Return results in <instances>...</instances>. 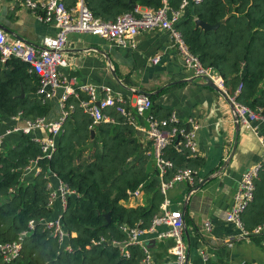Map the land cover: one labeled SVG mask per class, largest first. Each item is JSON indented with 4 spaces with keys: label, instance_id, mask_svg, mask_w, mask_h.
I'll return each mask as SVG.
<instances>
[{
    "label": "trees",
    "instance_id": "trees-1",
    "mask_svg": "<svg viewBox=\"0 0 264 264\" xmlns=\"http://www.w3.org/2000/svg\"><path fill=\"white\" fill-rule=\"evenodd\" d=\"M83 1L102 20H113L136 4L154 9L161 5L160 0ZM63 2L72 6L76 0ZM169 2L177 8L181 0ZM195 18L219 24L202 30L195 26ZM175 27L200 65L221 77L228 96L264 115V0H202L187 6ZM38 88L39 78L27 71L26 63L14 57L1 61L0 54V119L17 112L30 120L47 116L50 99L39 96ZM77 92L67 100L74 109L64 119L55 151L50 158L37 159L39 170L31 178H23V171L40 155V147L30 135L14 133L12 145L0 150V264H142L141 246L129 244L122 253L115 242L124 238L119 225L146 228L160 211L164 196L150 142L142 145L137 128L113 108L105 112L114 120L95 125L91 138V117L79 107L86 95ZM155 96H149L150 112L157 116ZM174 142L164 149L163 157L173 168L163 179L178 168L198 169L204 162L186 147L176 149ZM50 173L73 191L61 214L68 234L63 242L46 225L54 214ZM254 186L241 218L250 236L264 222V163ZM136 188L145 195L144 203L124 205L122 201ZM16 241H20L18 254L6 259L2 246Z\"/></svg>",
    "mask_w": 264,
    "mask_h": 264
},
{
    "label": "crops",
    "instance_id": "crops-1",
    "mask_svg": "<svg viewBox=\"0 0 264 264\" xmlns=\"http://www.w3.org/2000/svg\"><path fill=\"white\" fill-rule=\"evenodd\" d=\"M184 13L185 10L182 16ZM0 23L10 30L3 29L8 37L17 39V35L22 36L35 47L41 46L44 36L53 35L56 31L53 25L38 20L34 12L13 0H0ZM63 55L69 64L60 67L59 74L67 82H73L74 87L92 83L130 96L137 92L135 89L155 92L169 82L185 79L154 94L160 110L157 116L153 113L161 118L166 113H174L185 128L188 118L193 117L198 125L194 141L197 155L204 162L197 169L196 183L178 182L166 192L169 207L180 210L184 217L185 258L188 264H264V232L243 235L226 218L242 173L261 161L259 137L264 140V122L253 120L251 124L255 131L240 124L235 151L228 159L235 135L233 109L219 92L206 86L193 68L185 64L166 30L142 31L125 47L91 33H70ZM155 56H159L157 62L152 61ZM112 69L123 85L114 78ZM129 81L134 83L129 84ZM142 85L144 88L140 87ZM61 91L58 89L56 96L50 98L54 102L45 116L47 119L60 116L58 98ZM138 123L146 127L142 119H138ZM12 124L8 118L0 120V133ZM139 131L142 145H145L149 140L144 131ZM42 134L37 131L32 135ZM11 135L4 138L2 148L12 145ZM225 160L227 163L223 166ZM33 175L29 171L23 174V178ZM207 178L210 180L197 189L198 184ZM49 184L56 191L52 203L53 219L62 213L63 204L57 192L59 180L52 173L49 174ZM144 201L145 195L141 192L137 197L129 196L122 203L136 206ZM205 222L210 223L209 231L204 227ZM167 229V226L159 225L153 232L142 236L156 264H176L171 248L173 238L158 236Z\"/></svg>",
    "mask_w": 264,
    "mask_h": 264
},
{
    "label": "built area",
    "instance_id": "built-area-1",
    "mask_svg": "<svg viewBox=\"0 0 264 264\" xmlns=\"http://www.w3.org/2000/svg\"><path fill=\"white\" fill-rule=\"evenodd\" d=\"M13 1H18L29 8L35 13L38 20L53 25L56 31L53 35L44 36L41 46L35 47L22 40L11 39L0 28L1 61L14 57L26 63L27 71L37 75L39 78L37 94L41 97L50 99L56 96L58 89H62L58 98L60 116L57 119L38 117L30 120L23 118L21 112H17L8 118L13 121V124L0 133V150L6 136L13 133L30 135L38 143L40 155L30 161L24 168L23 173L30 171L35 174L39 170L37 159L50 158L56 149L57 137L62 132L64 119L74 109L72 103L67 104V100L71 95L77 97V90L85 93L86 97L79 100V107L91 117L89 126L91 130L100 122L113 121V116L105 112V110L113 108L115 112L124 116L138 130L145 132L151 144V154L159 172V190L164 196L160 204V211L152 217L148 227L119 225L124 238L116 241L115 244L119 246L122 253L125 252L129 244L139 245L144 253L142 264H156L145 242L146 240H143L142 236L153 232L156 226L165 225L168 229L158 234V236L173 238L174 244L171 248L176 257L175 263L188 264V262L185 263V244L183 240L184 217L180 210L169 207L170 203L166 198V192L178 182L185 181L191 185L195 184L198 170L178 168L170 178L163 179L162 175L168 169L173 168V163L169 159H165L163 155L164 149L174 141L176 149L180 150L181 147H186L193 155H197L198 148L194 141L195 130L198 128L196 120L193 117L188 118L189 129L186 131V128L180 125V121L174 113H171L167 118H157L150 112L151 100L144 93L133 92L132 95L125 96L119 92H112L106 86H98L92 83L80 84L74 87L73 82H67L64 77L60 76L59 68L69 64L63 55V51L66 46L67 36L70 33H91L112 44L125 47L138 33L158 28L168 31L172 43L179 50L185 64L193 68L196 75L206 74L224 89L221 77L217 76L215 71L209 68L205 69L200 65L197 57L188 50L180 31L175 27L187 6L198 4L202 0H181L178 8H172L169 0H160L161 5L156 9L136 4L132 10L119 14L113 20H102L95 17L83 0H77L73 6H67L63 0ZM158 60L159 56H155L152 59L153 62ZM229 98L232 100L233 113L237 115L240 124L255 131V127L252 126L251 122L253 120L264 122V115L253 112L246 106L237 103L233 97L229 96ZM138 119H142L146 127L139 124ZM37 131L43 132L42 136L32 135ZM259 139L262 146L261 161L250 165L242 173L232 197L231 207L226 215L227 220L239 228L243 235H248V231L243 226L242 213L253 198L254 180L258 175L261 163H264V140L261 137ZM49 190V203L52 205L56 191L51 189L50 184ZM57 192L64 209L66 197L73 194V191L59 180ZM141 192L140 188H136L129 192V196L137 197ZM61 214L46 221L47 227L52 229L54 236L58 238L59 242H63L68 235L61 225ZM32 223L30 221V225ZM204 227L208 231L211 229L209 222H205ZM261 232H264V222L252 229V233ZM19 248L20 241L2 246L6 259L17 255Z\"/></svg>",
    "mask_w": 264,
    "mask_h": 264
},
{
    "label": "water",
    "instance_id": "water-1",
    "mask_svg": "<svg viewBox=\"0 0 264 264\" xmlns=\"http://www.w3.org/2000/svg\"><path fill=\"white\" fill-rule=\"evenodd\" d=\"M194 22H195V26H196V27H200L202 30L215 29V28L218 26V24H219V22H216V23H214V24H209V23L204 22V21H202V20H200V19H198V18H195ZM0 28L6 30V31H8V32H10V30L7 29L6 27H4L3 24H1V23H0ZM16 38L19 39V40H22V41H24V42H26V43H30L29 41L25 40L22 36L17 35ZM111 73H112V75L114 76V78H115V79H116L121 85H123L122 82H121V81L118 79V77L116 76V73H115V71H114L113 69H112ZM199 76L204 80L206 86H209V87L213 88L214 90H216L217 92H219V93L224 97V99L230 104V106L232 107V109H234V108H233V104H232V100H230V98H229V96L227 95L225 89H223V88H221L219 85H217L216 82H215L210 76H208V75H206V74L199 75ZM183 81H185V79H180V80H177V81L169 82V83L165 84L164 86L160 87V88H159L158 90H156L155 92H145V91H143V90H137V89H135L134 91H137V92H140V93H144V94L150 96V95H152V94H155V93L159 92L161 89H163V88H165V87H167V86H169V85L176 84V83H178V82H183ZM23 95H24V94H23V92H22V93L20 94V96H23ZM97 104H98V102H97ZM234 122H235V135H234L233 145H232V148H231V151H230V154H229L228 159H230V158L232 157V155H233V153H234V151H235V148H236V144H237V138H238V133H239V128H240V123H239V121H238L237 115H234ZM188 129H189V126L187 125V126H186V131H188ZM94 133H95V132H94L93 130L90 131L91 138H93ZM137 135H138V137H139V140L141 141L142 138H141V136H140V131H139V130H137ZM226 163H227V160H225V161L223 162V166H224ZM223 166L220 168V170H222ZM209 180H210V178H207V179L203 180L200 184H198L197 189H198V188H201V187L203 186V184H204L206 181H209ZM105 217H106L107 220L109 221V214H106ZM108 243H110V242L108 241ZM187 262H188V261H187V258H186L185 263H187Z\"/></svg>",
    "mask_w": 264,
    "mask_h": 264
},
{
    "label": "rangeland",
    "instance_id": "rangeland-1",
    "mask_svg": "<svg viewBox=\"0 0 264 264\" xmlns=\"http://www.w3.org/2000/svg\"><path fill=\"white\" fill-rule=\"evenodd\" d=\"M132 84V83H134V81H129V84ZM141 88H144V85H142V86H140ZM54 102V100L53 99H50V104H51V107H52V103ZM1 124L4 126V122H1ZM153 158V157H152Z\"/></svg>",
    "mask_w": 264,
    "mask_h": 264
}]
</instances>
